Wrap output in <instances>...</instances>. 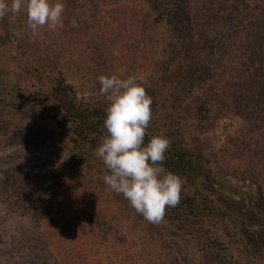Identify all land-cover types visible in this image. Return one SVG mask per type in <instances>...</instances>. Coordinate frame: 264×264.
<instances>
[{"label":"rangeland","instance_id":"rangeland-1","mask_svg":"<svg viewBox=\"0 0 264 264\" xmlns=\"http://www.w3.org/2000/svg\"><path fill=\"white\" fill-rule=\"evenodd\" d=\"M111 1L62 0L63 26L36 36L23 11L0 19V264H61L47 221L80 223L94 264H264V0H176L175 11L140 0L133 12L121 0L118 25ZM178 57L190 70L173 79L168 64ZM112 74L136 76L151 96L148 134H167L164 119L180 115L210 163L203 176L179 175L180 203L159 223L107 188L108 169L94 155L102 139L75 146L43 113L66 121L75 100L99 108L103 125L109 102L97 78ZM255 79L263 89L238 90L253 92L245 111L222 114L203 95L223 97L228 83ZM12 104L33 114L22 117ZM50 185L70 187L64 192L78 218L46 216L56 207L43 189ZM40 192L48 194L38 199Z\"/></svg>","mask_w":264,"mask_h":264},{"label":"clouds","instance_id":"clouds-1","mask_svg":"<svg viewBox=\"0 0 264 264\" xmlns=\"http://www.w3.org/2000/svg\"><path fill=\"white\" fill-rule=\"evenodd\" d=\"M22 11L34 36L45 27L54 31L63 26L62 0H0V19L9 14L15 19ZM71 23L77 26L75 19ZM97 79L100 95L109 102L103 121L107 135L94 152L108 169L102 179L110 191L122 194L146 221L159 223L167 208L179 205L184 184L179 175L164 167L171 141L160 134L152 136L145 145L152 120V98L136 76L121 78L112 74Z\"/></svg>","mask_w":264,"mask_h":264},{"label":"trees","instance_id":"trees-1","mask_svg":"<svg viewBox=\"0 0 264 264\" xmlns=\"http://www.w3.org/2000/svg\"><path fill=\"white\" fill-rule=\"evenodd\" d=\"M158 1H160L161 5L166 6L165 8L169 9V11H175L174 6L176 8V0ZM129 2L130 6L132 5L133 7L134 5V8H132V12L134 10L136 11L135 7L141 6L140 0H129ZM109 4H113L115 6V8H112L111 10V13L114 14L112 17V22L113 24L118 25L114 17H116L119 12L118 4H121V0H112ZM168 65L170 66L169 68H171V76L173 79H182L184 74H188L190 70V66L186 58L183 59L178 57ZM223 75H226V73L223 72ZM261 79L264 80L263 77H261ZM164 86L165 85H163L161 89H164ZM243 88L248 90L254 89L258 91L263 89V84L259 83V81L255 79L253 81H248L247 83L239 87L237 85V82L235 81L228 83V85L223 88V97L217 96L216 93H211V90H206L207 93H204L203 95L206 96L207 94H211L214 97V101L217 102V105H219L220 112L222 114H226L228 112L227 110L231 109L232 106L233 108H241V110L245 111L250 106L253 92H247V98L242 95H238V90ZM174 89L178 90L179 87L175 86ZM154 97L156 98L155 95ZM257 106V104L254 105V111H256V114L261 115L260 111L258 110L259 107ZM12 107L15 108L22 117L31 116L33 114L32 112L30 113L26 110H23L19 105L16 104H12ZM178 108L179 111L183 112L181 105H178ZM188 110L190 111L192 110V108L189 107ZM43 113L49 116L59 126V128L69 136V140L78 147L89 143L92 145H98L100 140L105 136V132L107 131L106 129L104 130L103 125H100L101 121L99 117V108L87 109L86 107H84V104L82 102H77L75 100H73L71 102V105H68L67 107L66 116L68 119L66 121L61 120L58 115L50 113V111H48L47 109ZM259 122H262V124H264V119L259 120ZM164 124L165 128L167 129V134H165L164 136H166L171 141V146L165 153L166 159L163 162L164 167L167 170L177 175H186L187 177H197L199 175L203 176L209 170H211L209 167L210 163L207 161L200 148L195 147L194 144L190 142V133L187 132V126L182 121L180 115L164 119ZM154 135L158 134L147 133L144 141L145 145ZM72 188H74V186H72ZM43 189L50 194V204L52 205L53 202L56 203L55 208L49 209V212L47 211V217L58 216L68 212L67 215L70 214L72 218H78V215H75L73 211H70L71 208L69 204L73 203V201H70L69 194H66L64 192L70 189L69 186L64 187L61 185L55 188L53 185H50L49 187ZM46 194L45 192H40V194L36 195V197L40 199L42 196L45 197ZM63 194H66L65 199L62 198ZM72 195H74V193ZM57 198H60L59 201L57 200ZM66 207L67 209H65ZM67 215L64 216V218L67 217ZM42 220L47 221L48 219L41 218V222ZM76 224L78 225L80 223H70V226H65L63 223H56V221H47L45 223V227L48 232V238L50 240V242H48V246H50L51 249L55 252V255L58 257L61 264H92L93 259L87 257L89 256L87 252L89 250H87L86 245H84L88 242V240H85L82 237L85 236L86 232L81 236L77 231ZM99 264L104 263L100 262ZM116 264L136 263L128 260H123L117 262ZM140 264L151 263L143 262Z\"/></svg>","mask_w":264,"mask_h":264}]
</instances>
